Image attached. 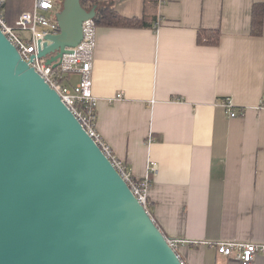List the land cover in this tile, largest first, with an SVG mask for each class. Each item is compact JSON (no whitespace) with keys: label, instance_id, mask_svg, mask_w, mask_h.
Instances as JSON below:
<instances>
[{"label":"crops","instance_id":"0c3cea01","mask_svg":"<svg viewBox=\"0 0 264 264\" xmlns=\"http://www.w3.org/2000/svg\"><path fill=\"white\" fill-rule=\"evenodd\" d=\"M256 3L264 0L97 3L147 23L97 26V129L135 178L157 164L148 209L179 241L185 264H240L216 245L264 243V23L252 33ZM202 29H219V44H200ZM227 97L238 116L228 115ZM253 264H264V253Z\"/></svg>","mask_w":264,"mask_h":264},{"label":"water","instance_id":"95a60500","mask_svg":"<svg viewBox=\"0 0 264 264\" xmlns=\"http://www.w3.org/2000/svg\"><path fill=\"white\" fill-rule=\"evenodd\" d=\"M96 3L63 0L58 67ZM34 58V57H33ZM0 264H185L60 95L0 29Z\"/></svg>","mask_w":264,"mask_h":264},{"label":"built area","instance_id":"2783aa9c","mask_svg":"<svg viewBox=\"0 0 264 264\" xmlns=\"http://www.w3.org/2000/svg\"><path fill=\"white\" fill-rule=\"evenodd\" d=\"M162 3L166 0H160ZM6 0H0V29L16 46L21 56L29 63L44 80L60 95L62 101L82 124L87 133L95 140L101 150L110 159L114 167L126 181L139 202L149 211V189L157 164L148 167L144 178L138 179L132 175L126 162L118 158L111 146L104 140L97 129V99L92 94L91 72L97 39V21L88 19L83 23V39L69 54H65L58 67L48 64L47 57H39V49L51 34L60 32L56 13L60 10L56 0H33L30 10L21 12L15 25L8 24L5 13ZM29 31V35L23 32ZM34 57V58H33ZM72 72L80 75L77 83L68 85L65 78ZM118 98L122 94H118ZM223 106L230 117L239 115L232 100L227 97L222 100ZM264 111V100L257 107ZM153 138H150V141ZM169 244L177 251L179 241L168 239ZM220 254L234 257L240 264H253L256 258L264 253V243L226 242L216 245Z\"/></svg>","mask_w":264,"mask_h":264},{"label":"trees","instance_id":"16d2710c","mask_svg":"<svg viewBox=\"0 0 264 264\" xmlns=\"http://www.w3.org/2000/svg\"><path fill=\"white\" fill-rule=\"evenodd\" d=\"M63 0H61L62 6ZM82 5L85 7H92L98 0H81ZM26 0H6L5 13L7 22L16 21L25 10H30ZM97 24L105 26H120V27H143L146 26L144 18L139 17H125L121 15L114 6L106 5L100 14L95 18ZM264 23V5L256 3L252 10V33L255 35L262 34ZM221 32L219 29H202L198 34V42L206 45H217L220 42ZM69 77V76H68ZM66 77L65 80L68 78Z\"/></svg>","mask_w":264,"mask_h":264},{"label":"rangeland","instance_id":"374dc122","mask_svg":"<svg viewBox=\"0 0 264 264\" xmlns=\"http://www.w3.org/2000/svg\"><path fill=\"white\" fill-rule=\"evenodd\" d=\"M56 2L58 3V5H60L59 6V9H60L61 8V4H60L61 0H56ZM26 3H27L28 6H31V4L33 6V0H26ZM101 7H103V5L98 7L97 15H99ZM15 23H16V21L8 22V24H10V25H15ZM23 33L25 35H29L30 34L29 31L28 32L25 31ZM79 80H80V75L78 73L72 72V74L66 79V83L68 85H72L74 83H77Z\"/></svg>","mask_w":264,"mask_h":264}]
</instances>
